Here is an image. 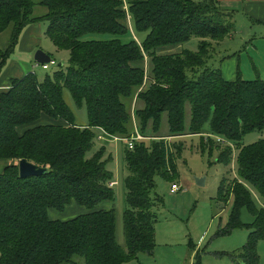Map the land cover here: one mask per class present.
<instances>
[{
	"label": "trees",
	"instance_id": "obj_1",
	"mask_svg": "<svg viewBox=\"0 0 264 264\" xmlns=\"http://www.w3.org/2000/svg\"><path fill=\"white\" fill-rule=\"evenodd\" d=\"M37 4L47 13L34 15ZM235 14L220 0H0V35L11 28L8 46L0 48V74L23 31L36 22H47L46 36L58 50L70 52L67 67L42 80L36 72L11 78L10 88L0 93V159L13 160L0 173V264H76L77 257L85 264H125L140 253L152 255L158 210L165 206L155 191L156 176L179 178L176 160L183 144L167 137L185 134L187 104L190 134H203L209 124L200 144L209 164L215 156L228 167L238 150L237 175L218 187L216 199L232 203L218 233L246 227L244 247L228 255L234 264H260L264 139L250 144L243 139L264 132V79L227 80L221 70L206 66L213 43L232 34ZM128 15L136 32L147 33L142 41L84 39L91 33L131 34ZM192 37L200 39L197 51L158 53ZM146 58L148 70L140 64ZM65 88L78 108H87V125L76 122ZM165 113L164 136L159 132ZM44 117L48 121L41 123ZM136 131L150 143L136 141ZM97 134L126 142L124 246L118 242L114 173L106 151L101 147L88 157ZM24 158L48 171L22 178ZM72 201L88 210L67 220L49 217L50 209L64 211ZM103 202L112 207H100ZM245 207L255 216L248 226L241 217ZM188 244L193 264H201V248L192 240Z\"/></svg>",
	"mask_w": 264,
	"mask_h": 264
},
{
	"label": "rangeland",
	"instance_id": "obj_2",
	"mask_svg": "<svg viewBox=\"0 0 264 264\" xmlns=\"http://www.w3.org/2000/svg\"><path fill=\"white\" fill-rule=\"evenodd\" d=\"M36 1L39 2L40 0ZM34 10V15H44L47 13L46 8L40 4L35 5ZM234 18L235 27L232 34L219 42L213 43L206 66L221 70L222 75L227 80L237 79L239 75L245 80H255L258 77L264 79V21L259 22L256 19L250 18L245 13H237ZM36 24L43 27V33L39 37L43 49L48 54L51 53V57L57 62V65H51L49 70L34 66V62L31 64L32 67H35V71L32 70V72H36L39 79L42 80L45 74L50 73L52 75L58 68L67 67L70 52L64 49L63 51L58 50L51 38L46 36L47 22H37ZM129 29L131 34L128 35L118 36L107 32L105 34L91 33V35L84 36V39L105 40L120 38L123 41H129L134 36L138 41H142L147 37V33L136 32L134 24L131 21H129ZM10 33L11 28L0 35V48L3 50L9 44ZM248 33H256L258 37L254 39L251 36H247ZM199 42L200 39L198 37H192L187 42L176 44L174 48L179 52L183 50L197 51L199 50ZM166 49L174 52V50ZM13 59L22 64L26 70H29L26 64L22 62V57L19 55L17 57L13 56L11 60ZM59 64L62 65L59 66ZM144 64L147 70L149 68L147 61H144ZM192 74V72H189V76ZM64 96L69 107L72 108L76 115V122L80 125L88 123L87 108L84 106L78 108L72 95L66 88L64 89ZM135 103L137 107H141L142 105L140 101ZM190 116L191 105L187 104L185 134L179 135L174 141L170 140L171 143L181 142L183 144L182 154L176 160L179 178L172 181L162 176H156L157 185L155 191L164 198L165 205L158 210V223L156 225H159L160 228L163 226L164 231L171 228L175 229V231L179 230L181 234L185 235V239L188 237V240H192L194 243L197 240L199 241L200 235H204L200 250L201 264H234L228 254L235 253V251L238 254L242 250L248 239L249 231L246 227H240L231 234L223 235L220 232L218 233V230L224 228L229 220V209L232 207V203L229 201L223 205L216 197L218 195V187L223 179L228 177L229 181H231L237 175L236 154L238 150L236 149L234 152L233 161L228 167L224 162L216 161L215 156L211 158L212 164H209V153L203 154L200 147L202 136L206 137L209 133V124L204 127L203 134H190ZM168 127L167 114L165 113L162 117L159 134L164 136L169 135ZM149 133H151V129ZM98 135L94 139V146L92 151L88 153V157L93 156L101 147H104L106 151L104 159L108 161L107 168L114 173L113 182L115 184L113 185V189L115 192L114 206L116 208L118 242L124 246L123 214L128 207L126 203L125 177L129 174L124 158V146L126 142L121 138L115 137H106L103 140L99 139ZM259 139H264V132L253 131L244 137L243 143L250 144ZM146 142L150 143V140L146 139ZM197 178L206 179L205 185H198ZM173 182L180 186V191L172 193L171 185ZM104 207L110 209L112 207L111 202H107ZM65 208L64 211L55 208L50 209L49 217L51 219L67 220L68 218L81 215L88 210L87 207L79 205L76 201H72ZM169 216L172 217V221L176 222L170 223L168 226L163 225L169 221L167 220ZM241 217L247 226L255 220V216L246 207L242 209ZM258 245L260 264H264V240L260 241ZM76 264H85L84 258L77 257Z\"/></svg>",
	"mask_w": 264,
	"mask_h": 264
},
{
	"label": "crops",
	"instance_id": "obj_3",
	"mask_svg": "<svg viewBox=\"0 0 264 264\" xmlns=\"http://www.w3.org/2000/svg\"><path fill=\"white\" fill-rule=\"evenodd\" d=\"M222 4L226 7L230 8L231 10H236V14L238 13H245L250 18L256 19L257 21L261 22L264 21L263 13H264V0H220ZM134 24L131 19V16L128 15L125 22L129 28V21ZM37 23V22H36ZM34 25L28 26L20 36V42L18 43L13 55L7 60L6 65L3 67V71L0 74V93L3 91H7L11 85V78H21V76L26 75L29 72L34 70V66H36L35 61V52L38 48H42L40 35L43 33V27L41 25ZM247 36H251L254 39L257 36L256 33H248ZM246 36V37H247ZM166 48L174 50V52L168 51ZM45 51V50H44ZM46 52V51H45ZM179 52L172 47H163L158 50L159 54H172ZM181 52V51H180ZM47 53V52H46ZM20 56L22 57V62L26 64L29 70H26L22 64H20L15 59L11 60L13 56ZM144 61H147L149 67V60L146 58ZM144 61L140 63L145 69ZM34 66L32 67L31 64ZM148 70V69H147ZM35 71V70H34ZM259 78V77H258ZM48 121L46 117L41 120L42 122ZM85 123L83 125H87ZM176 137H169V140H173ZM13 162L12 159H0V173L6 168V166L10 165ZM107 202H103L100 207H104ZM230 210V209H229ZM177 217V216H176ZM169 220V221H167ZM167 222L163 225L168 226L170 223H174L176 221H172V217L167 218ZM158 223V222H157ZM156 223V224H157ZM155 233H156V245L155 250L152 255L140 253V256L136 260L128 261L125 264H193V256L194 254H190V248L188 247V237L185 239V235L181 234L175 229L171 228L168 230H163V226L160 228L159 225L155 226ZM204 240V235H200L199 241L197 240L196 243V250H200L202 248ZM180 252H179V250Z\"/></svg>",
	"mask_w": 264,
	"mask_h": 264
},
{
	"label": "water",
	"instance_id": "obj_4",
	"mask_svg": "<svg viewBox=\"0 0 264 264\" xmlns=\"http://www.w3.org/2000/svg\"><path fill=\"white\" fill-rule=\"evenodd\" d=\"M35 61L39 63H49L52 60V57L50 54L44 52L42 49H38L35 52ZM62 64H59V66ZM19 167H20V176L22 178L24 177H38V175L44 174L47 170V168L43 166H37L36 164L28 161L26 158L19 161ZM204 178H197V183L200 186L205 185Z\"/></svg>",
	"mask_w": 264,
	"mask_h": 264
},
{
	"label": "built area",
	"instance_id": "obj_5",
	"mask_svg": "<svg viewBox=\"0 0 264 264\" xmlns=\"http://www.w3.org/2000/svg\"><path fill=\"white\" fill-rule=\"evenodd\" d=\"M57 62L52 59L49 63H39V62H36V66H39V67H42L44 70H49V68H51V65H56ZM134 138L136 139H146L144 135H142L140 132L136 131V134L134 136ZM99 139H104L103 136H99ZM167 140H169V137H167ZM129 145L130 147H132L133 143L132 142H129ZM115 184V182H110V185L113 186ZM180 186L177 184V183H172L171 185V191L172 193L174 192H178L180 191Z\"/></svg>",
	"mask_w": 264,
	"mask_h": 264
}]
</instances>
